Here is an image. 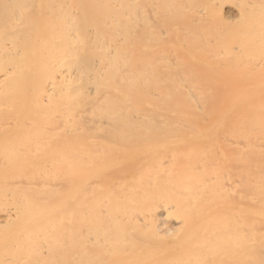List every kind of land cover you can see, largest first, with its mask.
I'll return each instance as SVG.
<instances>
[{"label": "bare ground", "instance_id": "bare-ground-1", "mask_svg": "<svg viewBox=\"0 0 264 264\" xmlns=\"http://www.w3.org/2000/svg\"><path fill=\"white\" fill-rule=\"evenodd\" d=\"M0 264H264V0H0Z\"/></svg>", "mask_w": 264, "mask_h": 264}]
</instances>
